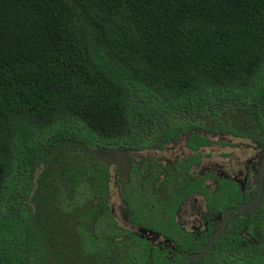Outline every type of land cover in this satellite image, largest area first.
Returning a JSON list of instances; mask_svg holds the SVG:
<instances>
[{
  "label": "trees",
  "instance_id": "16d2710c",
  "mask_svg": "<svg viewBox=\"0 0 264 264\" xmlns=\"http://www.w3.org/2000/svg\"><path fill=\"white\" fill-rule=\"evenodd\" d=\"M192 131L185 162L129 157ZM200 131L264 152V0H0V264H185L215 231L177 226L186 196L223 214L256 195L189 174ZM90 153L114 158L130 220L174 251L115 223ZM192 264H264V193Z\"/></svg>",
  "mask_w": 264,
  "mask_h": 264
},
{
  "label": "rangeland",
  "instance_id": "374dc122",
  "mask_svg": "<svg viewBox=\"0 0 264 264\" xmlns=\"http://www.w3.org/2000/svg\"><path fill=\"white\" fill-rule=\"evenodd\" d=\"M194 132L192 131L189 134L180 136L168 145H165L162 151L132 152L129 155L135 160L154 158L158 161L159 165L163 166L173 164L192 154V152L186 149L184 144L187 137ZM198 133L209 138L212 142V146L203 149L201 154L199 153L201 155V164L193 168L191 174L229 178L234 180L241 188H244V185H248L247 183L255 180L259 162L263 155V151L259 149L255 143L248 139L233 138L225 133H218L215 135L206 134L202 131ZM89 155L92 162L106 164L108 166L110 174L108 182V191L110 194L109 202L110 206H113L115 213L117 212V214H119L117 208H119L122 203L120 200L119 188L114 180V170L117 162L114 158L103 155L102 153H90ZM49 173L50 177L47 178L49 186L43 184L48 195L54 192L53 187L50 185L51 181L55 179L56 184L60 183L63 170H61L57 164H53L49 169ZM36 187H38V183H36ZM39 200L41 203L44 202L43 198ZM209 216L210 213L206 210L202 200L189 196L178 210L177 221L184 230L199 234L205 230L206 218ZM119 219L126 228H129L127 225V216L125 218L126 221H123L120 215ZM214 219L219 223V217H215ZM132 230L136 231L135 229ZM140 233V236L146 239L151 246L165 248L168 251L173 250V246L168 240L151 232L140 231Z\"/></svg>",
  "mask_w": 264,
  "mask_h": 264
},
{
  "label": "flooded vegetation",
  "instance_id": "af4514ba",
  "mask_svg": "<svg viewBox=\"0 0 264 264\" xmlns=\"http://www.w3.org/2000/svg\"><path fill=\"white\" fill-rule=\"evenodd\" d=\"M231 136V135H230ZM233 137V136H232ZM234 138V137H233ZM209 139V138H208ZM210 140V139H209ZM170 142H172V141H170ZM169 142V143H170ZM168 143V144H169ZM168 144H165V145H168ZM164 145V146H165ZM185 145V147H186V149L187 150H189L190 152H192V154L191 155H189V156H187V157H185L184 159H182L181 161H176L175 163H173V164H168V165H159V163H158V161L156 160V159H154V158H142V159H140V160H148V161H155L156 163H155V165L157 166V167H161V168H165L166 166H169V167H172V166H174V165H176V164H178V163H182V162H185L190 156H192L193 154H195V152L194 151H192L190 148H188L187 146H186V144H184ZM164 146H163V148H164ZM212 146V142H211V140H210V145H208V146H205V147H202L198 152L201 154V151L203 150V149H205V148H210ZM163 150V149H162ZM162 150H159V151H162ZM132 153V152H131ZM134 153H138V152H134ZM140 153V152H139ZM264 153V152H263ZM129 157H130V155H129ZM130 158H132V157H130ZM133 159V161L134 162H139L140 160H135L134 158H132ZM261 160H262V156H261V159H260V162H261ZM260 162H259V164H260ZM201 164V155H200V160H199V162L197 163V164H195V165H193V166H190V168H189V170H190V172H189V174L190 175H193V174H191V170L193 169V168H195V167H197V166H199ZM117 163H116V166H115V170H114V180H115V183H116V185L118 186V188H119V191H120V200H121V203H122V205H120L119 206V208H117L118 209V212H119V214H117V212L115 213V210H114V208H113V206L111 207L110 206V202H109V197H110V194H109V196H108V205H109V210H110V214H111V217H112V219L115 221V223L122 229V230H124V231H126V232H128V233H130V234H132V235H134V236H136L138 239H142V240H145L147 243H148V241L146 240V239H144V238H142L141 236H140V231L142 232V231H145V232H151V233H154V234H156V235H158V236H160V237H162V238H164L163 236H161L160 234H158V233H156V232H153V231H149V230H145V229H143V228H141L140 226H138L137 224H135V223H133L131 220H130V215H129V213L127 212V209H126V207L124 206V203H123V200H122V191H121V187H120V183H118V182H120L121 180H125V178H126V176L124 175V173H122L121 171H117ZM194 176V175H193ZM197 176H200L203 180H204V184H205V186L209 189V191H210V193H213L214 191H216V180L218 179V180H223V181H225V180H228V181H231V183H233V184H235V186L239 189V191H240V193H241V195L243 196V198L245 197V196H248V197H250L251 195H253L255 192H256V195L253 197V198H251L250 200H248L247 202H249V201H251V200H253L257 195H258V193H259V190H257L258 189V184H257V182H256V178H257V176L255 177V180L253 181V182H249V183H247L248 185H244V188H241L238 184H236L235 183V181L234 180H232V179H229V178H218V177H214V176H212V175H197ZM263 193H264V188H263ZM195 197V199H201L202 200V202L204 203V206H205V208H206V210L210 213V216L209 217H207L206 218V222H205V230L203 231V232H201V233H199V234H194V233H191V232H188V231H186V230H184L182 227H181V225L178 223V221H177V214H178V210H179V208L183 205V203H184V201L188 198V197ZM244 203H246V202H243V203H240L239 205H237V206H234V207H238V206H240L241 204H244ZM234 207H231V208H234ZM231 208H229V209H231ZM228 209V210H229ZM124 210V211H123ZM228 210H226V211H228ZM226 211L223 213V214H220V213H214V211H213V209H211L210 207H208V205H207V202H206V200L204 199V197L202 196V195H188V196H186L184 199H183V201H182V203L178 206V209H177V211H176V213H175V215H174V220H175V222H176V224H177V226L182 230V231H184V232H187V233H189V234H192V235H195V237H199V236H201L204 232H206L207 230H208V226H211V228H215V231L211 234V236H210V238H209V240L212 238V236L214 235V233L219 229V227H221V225H222V222H223V217H224V214L226 213ZM124 213H125V215H124ZM241 215V217H243L242 216V213L240 212V211H236L235 213L233 212L232 213V215L230 216V218H229V220H228V223H229V221H230V219H232V218H236V217H239L240 215ZM119 215L122 217V219H123V221H126V216H127V221H128V226H129V228H126L123 224H122V222L120 221V219H119ZM215 217H219V223L214 219ZM228 223H227V226H228ZM125 227H123V226ZM226 226V227H227ZM225 227V228H226ZM132 229H135L136 231H133ZM226 230V229H225ZM140 233V234H139ZM224 233V232H223ZM165 239V238H164ZM208 240V241H209ZM207 241V242H208ZM149 245H150V243H148ZM151 246V245H150ZM152 248H157V247H153V246H151ZM157 249H161V248H157ZM165 249V248H164ZM166 250V249H165ZM168 251V250H167ZM172 251H174V250H172ZM172 251H168L169 253H171Z\"/></svg>",
  "mask_w": 264,
  "mask_h": 264
},
{
  "label": "water",
  "instance_id": "95a60500",
  "mask_svg": "<svg viewBox=\"0 0 264 264\" xmlns=\"http://www.w3.org/2000/svg\"><path fill=\"white\" fill-rule=\"evenodd\" d=\"M256 182L258 184V190H259L258 195L253 200L246 202L244 204H241L238 207L231 208L228 211H226V213L224 214V217H223V222H222L221 227H219V229L214 233L212 238L207 242L206 246L203 248V250L201 252L195 253V254H190L187 257L185 264H192L193 260L203 258L207 254L209 249L215 244V242L220 238V236L225 231V229H226L225 227L227 226L228 220H229V218L233 212L235 213L236 211H240L244 218H249L256 212V210H257V208H258V206L261 203L262 198H263L264 153L262 155V160L258 166Z\"/></svg>",
  "mask_w": 264,
  "mask_h": 264
}]
</instances>
